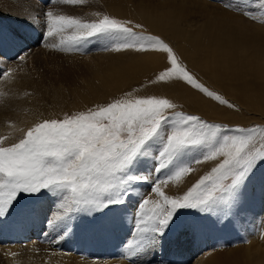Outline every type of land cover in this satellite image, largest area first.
Returning <instances> with one entry per match:
<instances>
[{
    "label": "rangeland",
    "instance_id": "obj_1",
    "mask_svg": "<svg viewBox=\"0 0 264 264\" xmlns=\"http://www.w3.org/2000/svg\"><path fill=\"white\" fill-rule=\"evenodd\" d=\"M50 1L54 2L55 0ZM173 1L180 4L179 0ZM89 4L92 6L79 9V17L82 20L91 22L102 18L103 15H108L121 21H131L133 24L143 25L142 30L145 33L163 37L201 83L223 96L235 107L222 105L183 82H157L156 77L166 67V58L163 54L135 49L117 50V44L123 39L120 34L98 33L85 40L89 45L85 55L96 54L95 51L104 53L112 49L117 50L114 51L115 54H120L121 57L132 54L139 59L138 67L144 74L142 75L140 70L135 71L128 86L115 92L113 97L99 98L93 101V104H86L77 109L51 112L46 117L38 118L28 127L42 120L63 119L66 114L72 115L105 105L131 91L135 93H132L133 95L137 96L160 95L167 97L177 104L179 111L199 115L209 122L228 125V129L222 135H252L255 137V148H264V140H262L264 114L259 115V113L253 112L252 108L244 104L238 95L242 89L241 80H251L258 76L247 77L243 73L244 69L237 68L235 63L229 61L228 58L215 57L212 55L214 48L199 51L200 44L191 46L188 41L190 31L186 29L193 24L204 22L200 16L201 12L213 10L233 15L236 17L235 26L237 29H244L250 35L261 34L264 39V0H190L187 5L180 4L183 12H172L169 16L181 28L180 32L153 30L151 28L152 21L147 18L149 15L136 6H123L124 13H120L118 10L107 7L106 3L96 4L95 1H91ZM42 6L45 7L46 4L42 3ZM31 13L36 14L37 10L33 8ZM218 67L221 70L214 76ZM263 82L260 80L251 81V88H264ZM237 126L255 131L240 133L235 131ZM171 127V120L163 122L159 133L144 145L129 169L124 173L125 176L150 175V180L147 182L129 181L119 193L105 197V199L122 198L123 203L110 204L100 211L91 207H82L50 227L52 229L42 238L38 236L42 233L41 229H37L30 238L37 248L36 254L62 253L67 259L61 264H98L95 261L104 263L102 261L110 259L111 261L107 264H193L201 253L208 254L210 251H215L218 253L209 257V264H239L241 259L233 255L234 253L227 254V252L241 249L245 253L248 250L252 251L251 248L263 249L264 160H260L256 164L228 205H217L210 211L194 208L178 209L162 235L146 233L144 241H141L140 233L135 227L134 213L142 198H148L151 201L158 199L155 193L151 192L152 182L156 179L165 180L177 166L191 164L201 158L206 151L205 145L188 146L176 156L167 168L158 172L154 171L157 164L156 156L163 146L165 132ZM6 137L4 135V138ZM216 163L218 161L193 163L191 165L192 172L187 173L179 182L168 180L162 185L163 191L171 196L183 195ZM59 199V193L53 194L47 189L35 194L21 192L4 216L17 213L22 224L31 219L34 224L43 227L48 223ZM122 212H125L124 215ZM121 219L124 221L120 222ZM107 220L116 223L114 229L117 230L115 233L118 234L120 241L116 242L114 249L121 248L117 255H114V249L102 252L98 246L99 240H96L97 236L99 237L100 229L105 227ZM122 238L133 241L136 239V242L141 241L142 244L136 247L122 241ZM25 241L21 239L17 243L23 244ZM6 244L11 245L15 242ZM178 244L181 245L180 248H178ZM176 246L178 247L176 248ZM146 248L153 251L152 254L144 253ZM200 248L204 250H199ZM173 249H176V253L173 252ZM22 251H24L23 246L19 252L24 254L25 252ZM2 254L6 256V254ZM184 254L187 256L182 259L185 257ZM1 261L0 259V263H2ZM257 264H264V259H261Z\"/></svg>",
    "mask_w": 264,
    "mask_h": 264
},
{
    "label": "snow or ice",
    "instance_id": "obj_2",
    "mask_svg": "<svg viewBox=\"0 0 264 264\" xmlns=\"http://www.w3.org/2000/svg\"><path fill=\"white\" fill-rule=\"evenodd\" d=\"M62 2L80 4L83 0ZM44 16L43 39L60 37L61 45L71 47L98 33H118L123 39L117 50L154 51L165 56L166 67L159 72L157 82H183L222 105L235 107L201 83L163 37L145 33L141 24L108 15L88 22L51 9ZM19 59L24 60L25 56ZM11 71H4L3 75L8 76ZM177 108V104L164 96L126 93L105 105L66 114L63 119L37 122L17 142L6 144L5 138H0V216L7 213L21 192L35 194L43 189L60 194L49 227L82 207L100 211L110 204L123 203L122 198L105 197L119 193L129 181L151 179L150 175L125 176L124 173L166 120L172 121V127L165 132L154 171L167 168L188 146L205 145L206 151L191 164L177 166L165 180L152 182L151 192L158 199L142 198L134 213L141 241L146 233L162 235L178 209L210 211L217 205H228L256 164L264 160V148H255L252 135H222L228 125L209 122ZM235 131L255 130L237 126ZM202 161L218 163L183 195L171 196L163 191L164 183L181 181L193 171V163Z\"/></svg>",
    "mask_w": 264,
    "mask_h": 264
},
{
    "label": "bare ground",
    "instance_id": "obj_3",
    "mask_svg": "<svg viewBox=\"0 0 264 264\" xmlns=\"http://www.w3.org/2000/svg\"><path fill=\"white\" fill-rule=\"evenodd\" d=\"M91 1L96 4L106 3L107 7L120 13H124L123 6H136L149 15L147 18L152 21L151 28L159 32H180L181 28L169 16L172 12H183L180 4L187 5L190 2L83 0L80 4H65L62 0H0V138L7 136L4 143L16 142L25 128L38 118L63 109L81 108L93 104L99 98L113 97L115 92L128 86L135 71L140 70L144 74L138 67L139 59L132 54L121 57L115 54L117 50L112 49L104 53L95 51L96 54L87 56L85 54L89 45L85 40L65 47L60 44V37L43 39L46 30L44 13L47 10L79 17V9L91 7ZM42 3L46 6L43 7ZM33 8L37 10L36 14L31 13ZM200 16L204 19L203 23L198 22L186 28L190 31L188 41L191 46L200 44L199 51L214 48L212 55L215 57L228 58L237 68L244 69L243 73L247 77L258 76L251 80H241L242 89L238 95L253 112L264 114V88H251V81H264V39L261 34L250 35L244 29H237L236 17L225 12L203 11ZM21 55L25 56L24 60L19 59ZM9 69L12 71L4 76L3 72ZM220 70V67L216 68L214 76ZM129 93L135 94L131 91ZM20 219L17 213L0 216V264H61L67 259L58 252L50 255L36 254L37 248L30 238L37 229H41L42 233L38 236L42 238L52 228L46 225L48 223L39 227L31 219L22 224ZM119 221L123 222L124 219ZM114 224L107 220L105 227L99 231L96 240H99L98 246L102 252L113 250L116 242L120 241ZM21 239L26 241L18 244L17 241ZM121 240L136 247L142 244L139 240L136 242V239ZM10 242L15 244H6ZM22 246L24 254L19 252ZM119 249L113 250L114 255L119 254ZM251 249L245 253L236 249L227 254L234 253L239 257V264H257L264 259V247ZM152 252L146 248L144 253ZM214 253L218 252L201 253L193 264H209V257ZM184 256L182 259L187 255ZM110 261L95 262L107 264Z\"/></svg>",
    "mask_w": 264,
    "mask_h": 264
}]
</instances>
